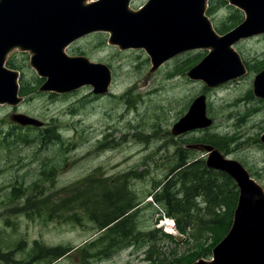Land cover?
<instances>
[{"label":"rangeland","instance_id":"obj_1","mask_svg":"<svg viewBox=\"0 0 264 264\" xmlns=\"http://www.w3.org/2000/svg\"><path fill=\"white\" fill-rule=\"evenodd\" d=\"M144 1L134 0V6ZM213 4L221 31L241 21L242 14L223 0ZM73 51L112 64L110 96L95 95L91 86L71 95L41 90L44 79L31 68L29 55L14 51V65L24 68L23 101L16 108L0 105V264H190L211 256L230 228L239 190L230 177L206 168L205 153L185 146H217L264 187V100L252 91L253 77L264 67V36L238 44L249 74L212 88L187 75L203 52L181 55L152 71L147 54L119 51L103 33L84 37ZM201 93L213 125L174 137L172 123ZM14 111L44 124L21 126L10 118ZM181 160H197L209 189L189 176L176 181ZM171 182L181 199L176 210L165 201L155 204L157 193ZM94 184L103 190L123 187L130 196L134 209L127 237L111 238L76 203L63 205ZM210 190L219 196L212 198ZM169 211L183 227L181 241L156 229ZM58 246L72 250L51 263Z\"/></svg>","mask_w":264,"mask_h":264},{"label":"water","instance_id":"obj_2","mask_svg":"<svg viewBox=\"0 0 264 264\" xmlns=\"http://www.w3.org/2000/svg\"><path fill=\"white\" fill-rule=\"evenodd\" d=\"M13 1L14 0H0V35H1L0 37H2L0 38V102L16 104L20 100V98L17 97V90H18V86L16 84L17 73L11 70H7L3 67L5 54L15 46H18L20 49L22 48L31 49V51L35 53L32 57V62H31L32 65L37 68L39 74L49 76V81H47L46 84H44L42 87L45 86L44 87L45 89L53 88L56 90L58 89L63 91L75 87V85L77 84L75 79L69 73L67 58L65 57V55L61 53L59 40L57 38V33L59 29L58 23H61L64 26V31L63 34L61 35V39H64L66 36L68 38L71 35H76L82 32L83 29L82 26L73 23V21H71L72 19L70 18L76 13L75 8L80 5V1L79 0H62V2H60L61 0H15L14 2ZM243 1L244 0H234V2L240 5H244ZM124 2H126V0H124ZM90 7L89 9L88 8L85 9L86 15L90 17L100 16L95 5H92ZM4 14L5 16H3ZM33 17L35 19L37 18L36 22H34L35 19H33ZM11 21L12 22L14 21L13 24L11 23ZM109 22L110 20H107L106 18H102L99 20V23H103V24H107ZM124 25H125L124 27H126L125 34L128 37V40L130 39L131 41L132 39L129 37L130 36L129 34L131 33V24L125 23ZM48 26H50L51 28H48ZM4 27L5 28L7 27L6 31H4L5 30ZM39 28H41L42 30ZM71 32L73 33L71 34ZM193 36L194 33L190 32V33H185L184 37L192 38ZM214 47L216 50H214L213 55H210L208 59L203 63L201 62L202 65H200L201 63L199 64L200 67L198 68V73L200 74V76L204 80H206L208 84L215 85L219 82L225 81L228 78H235L236 76L241 75L242 68L238 63V59L236 58V56L229 51L227 47V42L219 41L215 43ZM73 82L74 85H72ZM263 82H264V71L260 73L255 80L256 94L264 95ZM198 98L195 99L196 101L194 100L193 103L191 104L190 110L192 109L193 111L189 110L190 112L187 113L188 115L186 114L185 115L186 117L184 116L183 118H181L183 121L180 119V121L174 125L173 127L174 134L185 131L187 130V128L188 129L194 128V126L203 127L210 124L211 120L206 118L205 116L204 96H200ZM11 118H13L14 121L22 125L24 124H32L35 126L42 125L41 121L26 116L24 114L15 113L11 115ZM261 139L264 141V134L261 136ZM205 148L208 150L212 149L209 146H205ZM209 157L210 158H208L207 161V164L209 166H213V167L216 166V168L224 169L229 173H231L232 175L234 174L233 176L237 179L238 183L240 184L239 185L240 196H239L238 205L234 212V219H233V224L231 226V230L229 234L221 241L220 245H218L214 249V258H215L214 261L216 262L212 261L207 263L200 261L196 264L199 263L228 264L227 261L231 257L233 258L236 256H240L245 252L249 254V259H250V261L248 260L249 262L247 264H264V240H263L264 239V202H263L264 192L260 187L259 189L257 185H254L252 181L248 179L247 173L241 168V166L237 162L223 159L222 156H220L218 152L215 150L212 151ZM214 162L216 163L214 164ZM242 178L244 179L242 180Z\"/></svg>","mask_w":264,"mask_h":264},{"label":"trees","instance_id":"obj_3","mask_svg":"<svg viewBox=\"0 0 264 264\" xmlns=\"http://www.w3.org/2000/svg\"><path fill=\"white\" fill-rule=\"evenodd\" d=\"M193 165L194 163L187 165L181 163L178 164L176 167H186L174 174L176 181L183 183L187 175L194 177L193 179H198V176L192 172ZM135 175L136 174L130 173L131 178ZM95 190L97 193L92 192ZM125 194L123 187L115 186V189L103 190L101 186L94 184L91 190L65 200L63 205L69 207L76 203L88 213L90 219L97 223L98 228L104 229L105 234L111 238L114 236L127 237L129 235V230L126 225L127 217L124 216V213L132 206L130 199L126 198ZM156 200L165 201L172 210H176L181 202V199L173 191L172 182L167 184L159 193H157ZM111 223L112 225H110ZM54 249L65 250L68 249V246H58ZM59 255L60 254H55L54 259L58 258Z\"/></svg>","mask_w":264,"mask_h":264},{"label":"bare ground","instance_id":"obj_4","mask_svg":"<svg viewBox=\"0 0 264 264\" xmlns=\"http://www.w3.org/2000/svg\"><path fill=\"white\" fill-rule=\"evenodd\" d=\"M2 34V33H1ZM1 36V35H0ZM3 36V35H2ZM0 38H2V37H0ZM65 39H67V40H65V41H68L69 39L67 38V37H65ZM82 70H87V71H89V70H92V68H83ZM40 89L41 90H43V89H45L44 87H40ZM239 100H242V101H246V100H244V98H240ZM247 101L249 102V96H248V98H247ZM168 220H170V219H167V221ZM166 228H167V230H171V228L173 227V222H170V223H166Z\"/></svg>","mask_w":264,"mask_h":264}]
</instances>
